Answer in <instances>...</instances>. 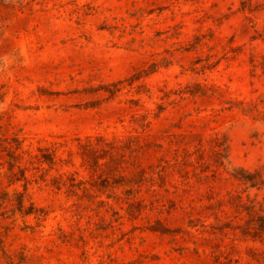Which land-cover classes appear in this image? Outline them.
Instances as JSON below:
<instances>
[{"label":"rangeland","instance_id":"374dc122","mask_svg":"<svg viewBox=\"0 0 264 264\" xmlns=\"http://www.w3.org/2000/svg\"><path fill=\"white\" fill-rule=\"evenodd\" d=\"M232 106L264 110V0H0V195L38 208L0 220V264H264V242L215 217L240 187L163 173L207 125L232 167L264 165V123Z\"/></svg>","mask_w":264,"mask_h":264},{"label":"trees","instance_id":"16d2710c","mask_svg":"<svg viewBox=\"0 0 264 264\" xmlns=\"http://www.w3.org/2000/svg\"><path fill=\"white\" fill-rule=\"evenodd\" d=\"M152 73V72H150ZM210 87L202 83H194L188 86L187 90L184 92V95H188L192 99H211L216 97V94L211 93ZM118 90L115 92H110L111 95H115ZM183 97L182 100L183 101ZM223 102V101H222ZM242 103V102H240ZM259 106H253L250 110H243L238 106H232L228 109L222 108L221 111L230 110V111H239L245 116H251V118L256 122L264 123V110H260ZM159 111L156 114L157 118L164 113V108L159 106ZM190 117V116H186ZM205 130H202L198 136H195V140L189 142L188 144L184 143L185 147L182 148V151L177 152L176 154L168 160V168L163 170V173L168 172L169 170H174L183 177L185 175L189 176V179H192V174L194 173L198 178L195 180L197 183L202 184L203 186L214 185L220 181L224 184V181H230L233 184L237 185V188L240 187V190H235L234 192H228L226 198H221L216 201L214 206H218L216 211H230L232 213V219L224 221L223 217L217 213L216 220L220 223H228L227 228L241 229L243 235L253 240L254 242H264V165L255 168L254 170H248L241 167H232L229 163V139L226 134H221L216 131L215 127L207 125L204 127ZM178 147V145H177ZM154 148L162 149V144H156ZM19 149V147H18ZM9 174H11V185L21 183L26 181V176L23 171L15 172V167H19L20 163L16 152L9 151ZM40 163L41 165L46 164L52 168L56 161V154L52 153L50 155L44 154L40 151ZM108 163L105 165L107 166ZM97 168L102 167V165L96 163ZM19 169V168H18ZM151 173H146L142 171V174L136 175L133 178V182L125 178H116L115 174L110 176L101 175L100 179L102 180V188H99L98 191L104 195V190L107 191L109 188L113 189H122V188H141L143 183L138 180L143 177L150 175L152 178L159 176V171L152 169ZM224 173L227 174V177L221 179ZM118 176V175H117ZM166 177H160L162 180H166ZM166 182V181H165ZM27 188V185H25ZM16 196L15 200L12 199V196ZM135 197V196H131ZM110 198V196H108ZM8 211H13V216L20 214L22 216H31L36 215L38 208L34 203H31L28 207L25 203V193L18 192L17 190L14 193L5 192L3 196L0 195V220L6 218ZM215 220V221H216ZM234 223L231 224V223ZM233 225V226H232ZM236 225V226H235ZM154 231H162L165 233V230L153 229Z\"/></svg>","mask_w":264,"mask_h":264}]
</instances>
